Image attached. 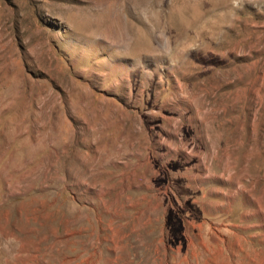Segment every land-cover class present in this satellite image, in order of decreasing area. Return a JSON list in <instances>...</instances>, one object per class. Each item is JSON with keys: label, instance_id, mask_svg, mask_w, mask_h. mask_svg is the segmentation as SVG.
<instances>
[{"label": "rangeland", "instance_id": "rangeland-1", "mask_svg": "<svg viewBox=\"0 0 264 264\" xmlns=\"http://www.w3.org/2000/svg\"><path fill=\"white\" fill-rule=\"evenodd\" d=\"M0 264H264V0H0Z\"/></svg>", "mask_w": 264, "mask_h": 264}]
</instances>
